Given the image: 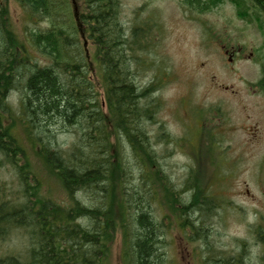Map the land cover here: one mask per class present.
<instances>
[{"label": "trees", "instance_id": "obj_1", "mask_svg": "<svg viewBox=\"0 0 264 264\" xmlns=\"http://www.w3.org/2000/svg\"><path fill=\"white\" fill-rule=\"evenodd\" d=\"M4 1L0 0V24L8 18ZM18 1L28 16L25 41L14 35L11 25L5 30L9 36L0 42V95L4 87L20 89L23 84L22 107L15 110L0 103V153L17 172L23 189L18 205L0 203V239L12 228H25L30 248L25 257L9 256L0 264H111L118 226L126 264H165L159 251L165 226L152 213L156 185L172 196L180 223L182 207L186 216L194 213L195 220L205 222L217 202L194 183L187 186L192 199L182 203L151 148L147 124L156 120V95L168 73L157 59L155 14L145 20L136 15L127 27L121 17L122 0H75V5L72 0ZM187 1L206 12L222 0ZM40 21L47 27L37 29ZM151 59V79L139 80ZM19 123H24L27 149L13 134V125ZM66 133L73 134L72 140L60 143ZM159 135L161 140L165 136L163 131ZM29 149L56 176L69 202L58 203L42 193L27 159ZM116 187L121 207L115 209ZM183 219L194 233L191 239H201L204 227ZM243 260L234 255L210 264H244Z\"/></svg>", "mask_w": 264, "mask_h": 264}, {"label": "rangeland", "instance_id": "obj_2", "mask_svg": "<svg viewBox=\"0 0 264 264\" xmlns=\"http://www.w3.org/2000/svg\"><path fill=\"white\" fill-rule=\"evenodd\" d=\"M237 1L222 0L200 12L187 0H122L121 17L127 27L136 15L145 20L150 14H155L159 26L157 59L168 73L156 95L160 104L156 120L147 124L151 148L182 203L192 199L187 186L194 183L217 202L205 222L195 220L194 213L186 216L182 207L180 223L172 196L156 185L152 213L165 226L159 245L165 264H210L234 255H242L244 264H264V15L251 0ZM4 3L13 33L21 39L27 13L18 0ZM36 27L44 29L47 24L40 21ZM88 50L94 51L90 43ZM149 62L139 80L151 79L152 59ZM94 83L102 93L96 79ZM19 88L22 95L23 84ZM22 124L13 125V134L27 149ZM160 131L165 135L162 140ZM60 137V143H68L73 134ZM111 139L117 147L115 135ZM26 154L42 193L58 203L69 202L61 183L43 168L34 151ZM3 161L0 153V203L18 205L23 187L17 172ZM115 197L114 207L120 208L117 187ZM184 216L204 227L201 239H191L194 233L184 224ZM29 240L25 228L10 229L0 239V259L25 257ZM111 244L110 263L126 264L119 226Z\"/></svg>", "mask_w": 264, "mask_h": 264}, {"label": "flooded vegetation", "instance_id": "obj_3", "mask_svg": "<svg viewBox=\"0 0 264 264\" xmlns=\"http://www.w3.org/2000/svg\"><path fill=\"white\" fill-rule=\"evenodd\" d=\"M262 1V2H260ZM255 5L254 6H258L259 7V10H263L264 12V0H257L254 1ZM262 10H261V13H262ZM263 14V13H262ZM6 23L5 24H0V42L2 43L4 37L7 38V36H9V33L5 32V30H7L9 28V26L12 24L8 21V18H6ZM15 36H18L14 33ZM19 37V36H18ZM22 41H25V32H24V35L23 37L20 39ZM0 43V45H1ZM21 51V50H20ZM22 59L25 58V53L24 51L22 50ZM5 84V83H4ZM21 86V85H20ZM20 91V89L16 88V87H13L12 89L10 87L6 88L4 87L2 90H1V95H0V103L2 104H5L6 106H10L14 109H20L22 107V95H21V92H18ZM7 117L9 118V116L7 115Z\"/></svg>", "mask_w": 264, "mask_h": 264}, {"label": "water", "instance_id": "obj_4", "mask_svg": "<svg viewBox=\"0 0 264 264\" xmlns=\"http://www.w3.org/2000/svg\"><path fill=\"white\" fill-rule=\"evenodd\" d=\"M74 5L76 4V1L75 0H72ZM75 10L77 11V7L75 6Z\"/></svg>", "mask_w": 264, "mask_h": 264}]
</instances>
